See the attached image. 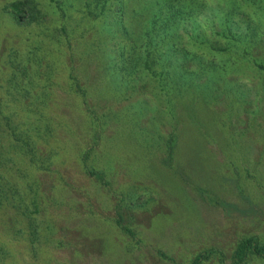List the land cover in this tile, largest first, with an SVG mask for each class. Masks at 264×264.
<instances>
[{
	"label": "rangeland",
	"instance_id": "374dc122",
	"mask_svg": "<svg viewBox=\"0 0 264 264\" xmlns=\"http://www.w3.org/2000/svg\"><path fill=\"white\" fill-rule=\"evenodd\" d=\"M9 1L0 264H234L264 240V0Z\"/></svg>",
	"mask_w": 264,
	"mask_h": 264
},
{
	"label": "trees",
	"instance_id": "16d2710c",
	"mask_svg": "<svg viewBox=\"0 0 264 264\" xmlns=\"http://www.w3.org/2000/svg\"><path fill=\"white\" fill-rule=\"evenodd\" d=\"M26 4L24 0H11L8 3L10 9L20 12ZM28 186V185H27ZM249 254H255L264 257V240L258 241L254 236L247 235L240 238L232 250L231 260L234 264L242 262ZM207 253H196L191 259L190 264H198L200 260L207 257Z\"/></svg>",
	"mask_w": 264,
	"mask_h": 264
}]
</instances>
